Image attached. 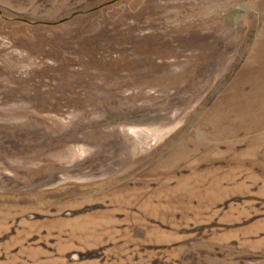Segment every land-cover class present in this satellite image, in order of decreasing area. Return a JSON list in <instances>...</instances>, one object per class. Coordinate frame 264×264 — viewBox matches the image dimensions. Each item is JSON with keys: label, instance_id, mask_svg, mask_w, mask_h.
<instances>
[{"label": "rangeland", "instance_id": "obj_1", "mask_svg": "<svg viewBox=\"0 0 264 264\" xmlns=\"http://www.w3.org/2000/svg\"><path fill=\"white\" fill-rule=\"evenodd\" d=\"M0 264H264V0H0Z\"/></svg>", "mask_w": 264, "mask_h": 264}]
</instances>
